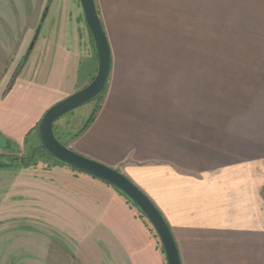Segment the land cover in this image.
<instances>
[{"label":"rangeland","instance_id":"1","mask_svg":"<svg viewBox=\"0 0 264 264\" xmlns=\"http://www.w3.org/2000/svg\"><path fill=\"white\" fill-rule=\"evenodd\" d=\"M47 4L39 42L27 61H34L43 39L53 40L60 50L55 46L49 50L45 43L42 47L59 59L60 68L57 63V70L54 67L48 73L50 87L44 90L39 104L30 101L20 108L23 115L30 113L23 120L3 106H20L18 92L10 93L7 100L6 94L17 75L11 79L14 68L33 39ZM120 4L122 11L125 7L130 10L121 18L126 22L124 30L108 34L117 45L113 50L122 61L120 70L136 74L135 78L149 75L146 73H153V77L180 73L184 67L188 69V64H183L185 57L192 60L194 55H264V40L250 37L264 34V0H153V5L121 0ZM55 28L57 31H53ZM66 50L73 54L70 58L77 66L75 70L69 66ZM192 66L190 63V70ZM96 70V49L79 0H0V101L6 100L0 105V125L16 124L10 130L13 136H19L7 149H0V164L8 166L0 168V264H166L146 217L114 190H107L99 179L50 156L41 147L38 125L32 127L33 118L88 85ZM104 92L99 99L65 113L53 123L59 143L69 145L81 132ZM174 93L173 103L165 97L154 98L153 111L167 109L181 123V92ZM10 164L15 167L10 168ZM127 211L132 216L127 217ZM138 222L150 236L147 244L152 241L159 253L156 260L149 244L140 238ZM176 236L183 264L229 262L228 255H220L215 248L217 241L187 240L181 231Z\"/></svg>","mask_w":264,"mask_h":264},{"label":"crops","instance_id":"2","mask_svg":"<svg viewBox=\"0 0 264 264\" xmlns=\"http://www.w3.org/2000/svg\"><path fill=\"white\" fill-rule=\"evenodd\" d=\"M134 1L153 5V0ZM120 2L94 0L110 49V72L92 121L66 147L115 169L140 188L164 217L177 248L176 233L181 231L187 240L217 241L219 254L229 257L223 264H264V55H194L192 60L185 57L188 69L180 73L135 78L120 70L122 61L113 50L117 45L108 34L124 30L121 18L130 10L122 11ZM250 37L264 40V34ZM47 46L60 50L58 43ZM44 54L21 65L6 94L7 100L18 92L20 106L13 109L0 101L23 120L30 113L23 115L20 108L30 101L39 104L50 87L48 73L59 62L50 51ZM65 55L71 61L72 52ZM69 66L77 67L72 61ZM174 90L181 92V123L167 109L153 111V99L173 103ZM42 116L32 119V127ZM10 127L16 124L0 125L9 143L19 137ZM138 227L147 244L150 236L143 224ZM148 244L156 260L159 253L152 241Z\"/></svg>","mask_w":264,"mask_h":264},{"label":"water","instance_id":"3","mask_svg":"<svg viewBox=\"0 0 264 264\" xmlns=\"http://www.w3.org/2000/svg\"><path fill=\"white\" fill-rule=\"evenodd\" d=\"M79 1L86 27L96 48L98 59L96 74L88 85L57 102L43 114L38 124V136L41 142V147L60 163L106 182L129 198L144 214L155 230L161 242L167 264H181L179 251L171 230L164 217L150 198L120 172L73 152L68 147L59 143L54 136L52 128L53 123L65 113L98 97L105 89L110 72V49L105 31L96 11L94 0ZM48 7L49 4H47L44 9L38 27L35 31V35L22 61V65H24L27 61L35 45L37 36L46 17ZM8 146L9 142L0 133V149L5 150ZM11 164L9 166H11ZM0 168H6V165L0 164Z\"/></svg>","mask_w":264,"mask_h":264},{"label":"flooded vegetation","instance_id":"4","mask_svg":"<svg viewBox=\"0 0 264 264\" xmlns=\"http://www.w3.org/2000/svg\"><path fill=\"white\" fill-rule=\"evenodd\" d=\"M41 31V30H40ZM53 31H57L56 30V28L53 30ZM40 33V32H39ZM34 35H35V33H34ZM32 38H33V36H32ZM39 40V34H38V36H37V40H36V42H35V45H34V47H33V49H32V51H31V53L34 51V49H35V46H36V44L39 42L38 41ZM31 41H32V39L30 40V42H29V44H28V46H27V48H26V51L24 52V54H23V56L20 58V62L16 65V67L14 68V71H13V73H12V78L11 79H13V77H14V75L15 74H17L18 73V71H19V68L21 67V65H22V61H23V59H24V56H25V54H26V52H27V49H28V47H29V45H30V43H31ZM46 44V45H48V43H52V44H55V43H57V42H55V41H50V40H48V39H43L42 41H41V46H39V49H40V51L39 52H41L42 53V55L45 53H48L47 52V49L45 48V47H43L42 48V46H43V44ZM96 49V48H95ZM42 50V51H41ZM38 52V53H39ZM30 53V54H31ZM44 54V55H45ZM97 54V53H96ZM14 82V81H13Z\"/></svg>","mask_w":264,"mask_h":264},{"label":"trees","instance_id":"5","mask_svg":"<svg viewBox=\"0 0 264 264\" xmlns=\"http://www.w3.org/2000/svg\"><path fill=\"white\" fill-rule=\"evenodd\" d=\"M104 91V90H103ZM101 95H99L97 98L99 99V97H100ZM98 109V107L96 108V110ZM96 110L94 111V113H93V115H92V117H90V119L88 120V123L89 122H91L92 121V118H93V116H94V114L96 113ZM87 123V124H88ZM12 160H14V159H12ZM13 167H15V166H10V168H13ZM7 168V167H6ZM74 169V168H73ZM76 170V169H75ZM78 171V170H77ZM93 178H95V177H93ZM95 179H97V178H95ZM101 181V180H100ZM103 182V181H102ZM104 184H106V185H108V186H110L116 193H118L120 196H122V197H124L126 200H128V202H130V203H132L133 204V206L134 207H136L138 210H139V208L129 199V198H127L123 193H121L119 190H117L116 188H114V187H112L111 185H109V184H107L106 182H103ZM140 211V210H139ZM140 213L144 216V214L140 211ZM145 217V216H144ZM153 228V227H152ZM154 230V229H153ZM155 231V230H154ZM156 233V232H155ZM156 236H157V234H156ZM157 238H158V236H157ZM158 240H159V238H158ZM159 242H160V240H159ZM160 245H161V242H160ZM161 247H162V245H161ZM162 251H163V248H162ZM163 253H164V251H163ZM164 257H165V254H164ZM165 260H166V257H165ZM166 264H167V260H166Z\"/></svg>","mask_w":264,"mask_h":264}]
</instances>
